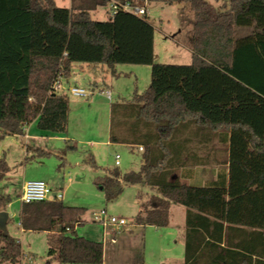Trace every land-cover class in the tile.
Returning <instances> with one entry per match:
<instances>
[{
  "label": "trees",
  "instance_id": "trees-1",
  "mask_svg": "<svg viewBox=\"0 0 264 264\" xmlns=\"http://www.w3.org/2000/svg\"><path fill=\"white\" fill-rule=\"evenodd\" d=\"M165 1L188 4L192 12L188 64L155 62L149 16L119 9L107 20L94 19L92 12L110 0H72L70 7L55 0H0V142L23 135L33 121L43 131H67L70 101L52 86L67 82L75 64L113 71L120 63L150 65L148 88L135 92L124 113L135 111L134 121L125 118L118 133L110 132L113 143L131 151L142 147L141 166L106 168L99 184L107 200L126 185L154 190L144 200L137 194L135 223L141 226H167L170 204L186 207L185 264H264V0ZM223 131L231 133L229 178L223 169L207 184L183 181L179 167L206 157L177 154L186 142L177 137ZM9 171L0 151V183ZM11 200L0 193V211ZM85 210L57 198L22 203L20 225L47 232L50 261L102 264L104 243L75 232ZM28 255L0 228V264H33Z\"/></svg>",
  "mask_w": 264,
  "mask_h": 264
},
{
  "label": "rangeland",
  "instance_id": "rangeland-1",
  "mask_svg": "<svg viewBox=\"0 0 264 264\" xmlns=\"http://www.w3.org/2000/svg\"><path fill=\"white\" fill-rule=\"evenodd\" d=\"M208 1L215 5H222L225 2L224 0ZM59 2L61 5L63 4L61 2L69 5L68 0ZM146 5L149 9L148 19L155 28V62L190 63L193 16L188 8L189 5L168 3L165 0H147ZM108 13L109 5H102L92 12V17L107 20ZM116 67L122 72L120 76L109 74L107 78L103 77L112 89V99L105 94L102 96L100 92L101 98L99 97L96 102L92 100L93 95L73 96L67 90L69 84L63 82L70 101L67 131L55 132L49 136L45 135L44 138L38 137L32 140L22 136L7 135L0 142V151L5 153L10 165V171L0 183L1 189L6 187L12 199L7 208L10 214L7 231L21 241L26 253L33 254V264H57V262L50 261L47 255V232L22 230L20 225L22 200L15 192L23 177L25 179L45 177L48 182L58 187L57 189L64 196L61 199L65 204L84 207L86 210L82 217L83 222L76 226L75 232L80 236L102 241L107 258L112 256L118 260L130 255V242L142 245L140 235L136 234V239L130 236L139 185H126L118 198L107 200L99 180L105 175L106 168L118 167L124 172L138 170L141 166L142 150L140 151L138 146L131 151L129 145L111 144L108 140L110 132L118 133L121 128L120 123L125 118L127 123L134 121L135 111L126 117L124 113L132 102L135 92L142 93L148 88L151 81V66L120 63ZM33 126L36 129L37 122ZM37 130L41 133L39 127ZM94 142H96L95 146H93ZM68 144L76 146L68 148ZM28 145L29 153L26 151ZM37 146H42L50 152L42 154L35 148ZM115 153L121 155L119 166L115 165ZM91 159L98 167H93ZM25 170L26 174H24ZM103 209L110 214L125 216L128 224L119 230L110 224L105 226L96 216ZM161 233L162 231L154 227L145 228V240L143 239L145 259L150 264H158L161 256L159 251L165 248L169 250L175 245L173 242L177 237L174 238L171 234L161 236ZM174 252L178 253V249ZM28 257L31 260V256Z\"/></svg>",
  "mask_w": 264,
  "mask_h": 264
},
{
  "label": "crops",
  "instance_id": "crops-1",
  "mask_svg": "<svg viewBox=\"0 0 264 264\" xmlns=\"http://www.w3.org/2000/svg\"><path fill=\"white\" fill-rule=\"evenodd\" d=\"M56 3L60 6H67L65 2L62 5L59 4L60 0H55ZM227 1V0H224ZM68 7L71 6L72 0H68ZM108 15H110L108 13ZM247 32V30H242V34ZM192 61V60H191ZM99 73V75H97ZM109 74H112L114 76H120L122 72H119L117 70V67H115V70L113 71L110 67L101 65V64H80L77 63L73 66V72L70 79L67 81L68 84H77L82 87L88 88L91 93L90 95H93V102H96L100 96V93L103 96L102 89H110L112 92V89L108 84H106V79ZM105 77V78H103ZM105 79V80H104ZM99 87L101 89H99ZM100 92V93H99ZM74 96V95H73ZM89 96V95H88ZM78 97V96H76ZM113 97V95H112ZM111 97V99H112ZM110 99V98H109ZM37 121L31 122L29 125H27L24 128V134L23 135H14V136H22L25 139H37L44 138L45 135H51L55 132H49V131H40L37 130V128H34V124ZM38 126V125H37ZM184 139L186 142L184 144L183 150L178 152L177 154H182L185 157L188 155L190 156H196V157H206L205 161L196 165H182L177 170L179 173V177L190 184H207L213 181H216L219 178V174L221 170H225L227 179L229 178V154H230V139H231V133L230 132H187L182 134L181 136H178L176 140L178 139ZM109 143L113 144L110 140L109 136ZM117 144V143H115ZM96 145V142H94L93 146ZM127 145V144H126ZM29 146V145H28ZM141 146L138 147L140 149ZM36 149H42L46 152V149L42 148V146L35 147ZM34 148V149H35ZM30 149V146H29ZM27 153H29V150L26 149ZM143 151V150H142ZM52 152V151H51ZM4 153V152H2ZM5 154V153H4ZM6 156V155H5ZM7 159V157H6ZM44 163V162H42ZM121 164V163H120ZM26 169V168H25ZM27 170V169H26ZM26 170L25 173L26 174ZM6 178V177H5ZM37 179L44 180L49 187L52 189V193L55 195L56 193H61L59 189H57V186L52 185V183L48 182L45 177H39ZM5 180V179H4ZM32 180L25 179L24 177L21 178L18 189L15 192V194L19 195L21 197L23 186L25 181ZM3 182V181H2ZM2 187V186H1ZM0 187V193L4 194H10L8 192V189L5 187V189H1ZM56 187V188H55ZM138 189V192L141 191L143 194V200L154 190L151 188L145 186ZM137 192V194H138ZM11 195V194H10ZM64 198V196L62 197ZM62 200V199H61ZM11 203V202H10ZM9 203V205H10ZM8 205V206H9ZM7 206V208H8ZM136 212L134 214V217L137 215L139 209H140V199H138V196L136 195ZM8 211V209H6ZM9 213V211H8ZM123 216V215H120ZM125 217V216H124ZM126 218V217H125ZM10 219V214L8 217V220ZM8 220L6 223V229L8 225ZM128 224V222H127ZM126 224V225H127ZM111 225V224H110ZM113 227V225H111ZM125 226V225H124ZM123 226V227H124ZM186 226H187V209L181 204L172 202L170 204L169 208V223L167 226L164 227H157L153 225H145L141 226L134 222L130 225V236L134 237L133 239H136V234L141 236L142 239V245H137V243L133 244L130 242V255L127 257L124 256L122 259H115L112 256H109V258L106 257L105 249H104V261L102 264H150L145 259V228L148 227H154L160 231H162L161 236L166 234H171L175 239L174 246H171L169 250L165 248V250L159 251L160 253V259L158 264H185V245H186ZM115 227V226H114ZM23 231H25L22 228ZM144 231V234H143ZM178 235V236H177ZM85 237V236H84ZM88 238V237H86ZM172 238V237H171ZM17 239V238H16ZM91 239V238H89ZM144 239V240H143ZM94 240V239H92ZM132 240V239H131ZM98 241V240H97ZM21 242V241H20ZM144 242V243H143ZM115 243V242H114ZM178 249V253L174 252V250ZM184 249V252H183ZM31 256L32 262L34 261L33 254L31 252L28 253ZM130 260V261H129Z\"/></svg>",
  "mask_w": 264,
  "mask_h": 264
},
{
  "label": "built area",
  "instance_id": "built-area-1",
  "mask_svg": "<svg viewBox=\"0 0 264 264\" xmlns=\"http://www.w3.org/2000/svg\"><path fill=\"white\" fill-rule=\"evenodd\" d=\"M122 9L127 12H131L138 16H149V9L146 3L143 4H133L129 1L121 2L117 0H110L109 3V14L113 15L117 10ZM63 81L56 80L53 83L52 89L56 92L63 93L65 89L63 87ZM67 90L74 96L83 97L90 95L91 91L86 88L79 86L77 84H69ZM102 92L111 99L112 92L110 89H102ZM142 149V147H140ZM115 165L119 166L121 163V155L115 153L114 155ZM63 197L62 193H52V189L49 185L41 179H32L27 180L24 183L23 191L21 194L22 203H30L34 201H44L51 199H61ZM98 220H100L105 226L111 224L115 226L116 229H121L124 225L127 224V219L124 216L110 214L106 209H103L97 215Z\"/></svg>",
  "mask_w": 264,
  "mask_h": 264
},
{
  "label": "water",
  "instance_id": "water-1",
  "mask_svg": "<svg viewBox=\"0 0 264 264\" xmlns=\"http://www.w3.org/2000/svg\"><path fill=\"white\" fill-rule=\"evenodd\" d=\"M9 217V213L6 210L0 211V228L6 230V223Z\"/></svg>",
  "mask_w": 264,
  "mask_h": 264
}]
</instances>
